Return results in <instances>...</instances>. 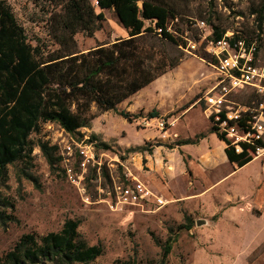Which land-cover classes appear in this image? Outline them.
I'll return each instance as SVG.
<instances>
[{"label": "rangeland", "instance_id": "1", "mask_svg": "<svg viewBox=\"0 0 264 264\" xmlns=\"http://www.w3.org/2000/svg\"><path fill=\"white\" fill-rule=\"evenodd\" d=\"M6 1L34 44L42 39L48 49L58 47L49 33V19L61 5L51 0ZM163 1L178 13L169 29L183 44L165 40L159 32H145L140 41L178 64L117 105L141 113L139 117L128 120L115 110H99L93 105L95 117L90 126L76 134L52 122L43 123L40 131L31 134L35 145L31 166L10 164L7 180L0 187L15 202L14 214L19 219L0 223V257L23 233L57 231L66 219L74 218L80 220L82 238L103 246V254L89 264L129 258L137 264H160L163 250L156 238L165 241L170 227L178 238L167 264H264V154L235 170L233 164L219 159L208 176L211 184L200 193L208 184L204 174L196 176L188 166L183 169V162L172 156L177 141L211 133L201 97L212 86L214 69L200 40L202 31L188 20L205 19L209 26L219 24L227 31L255 21L258 13L254 10L264 6V0ZM92 2L96 4V0ZM96 11L101 9L96 6ZM104 15L102 26L92 34L85 30L76 33L79 51L129 36L114 9L104 10ZM150 25L153 23L148 21ZM191 40L197 41L196 49L189 45ZM153 109L159 111V117L145 116ZM209 139L214 141V136L205 140ZM40 140L59 146L62 160L58 169L52 170L37 145ZM102 141L110 148H103ZM189 144L192 155L202 149ZM159 151L163 156L154 164L153 153ZM26 171L38 178L39 186ZM127 177L141 180L166 203L118 202L114 185ZM199 219L204 222L198 224ZM190 223L191 229L178 230L179 225Z\"/></svg>", "mask_w": 264, "mask_h": 264}, {"label": "trees", "instance_id": "2", "mask_svg": "<svg viewBox=\"0 0 264 264\" xmlns=\"http://www.w3.org/2000/svg\"><path fill=\"white\" fill-rule=\"evenodd\" d=\"M51 1L61 5V10L51 12L49 19L50 36L58 45L53 50L42 39H36L34 44L11 6L6 0H0V187L7 180L10 164L21 162L28 168L31 166L35 148L31 134L40 131L43 123H58L76 134L90 126L95 117L91 112L93 105L99 110H115L128 120L139 117L141 113L118 109L117 105L178 64L159 49L140 41L145 32H159L163 39L183 44L168 30L170 21L178 18V13L163 0H97L96 4L92 0ZM96 6L101 11H96ZM106 9H114L129 36L79 51L76 33L85 30L92 34L102 26ZM254 12L258 15L252 25L262 28L264 6ZM196 20L190 18L188 24L192 26ZM148 21L153 25L147 26ZM212 27L215 37L226 31L219 24ZM145 116L154 118L160 113L153 109ZM215 130L211 125L210 131ZM204 136L200 133L196 138L182 139L176 144L198 143ZM218 137L222 139L219 134ZM92 138L96 139L97 135L93 134ZM99 144L110 148L104 141ZM37 145L52 170L58 169L62 160L59 146L43 140ZM225 152L235 169L254 158L229 147ZM25 174L39 186L35 175L27 171ZM104 174L110 177L106 170ZM15 209V202L0 191V223L19 221ZM79 225L80 220L68 218L60 230L42 235L23 233L0 257V264H89L103 254V246L89 244L82 238ZM183 228L191 229L192 223L178 226V230ZM169 230L165 241L156 238L163 250L160 264H167L178 238L173 227ZM112 264H137V261L117 259Z\"/></svg>", "mask_w": 264, "mask_h": 264}, {"label": "built area", "instance_id": "3", "mask_svg": "<svg viewBox=\"0 0 264 264\" xmlns=\"http://www.w3.org/2000/svg\"><path fill=\"white\" fill-rule=\"evenodd\" d=\"M250 22L220 37L214 36V28L204 19L192 26L202 31L200 40L214 69L212 86L201 97L207 118L225 148L258 157L264 154V23L259 28L252 25L254 20ZM189 45L196 49L198 44L191 40ZM114 191L123 204L166 203L144 182L129 177L115 183Z\"/></svg>", "mask_w": 264, "mask_h": 264}, {"label": "crops", "instance_id": "4", "mask_svg": "<svg viewBox=\"0 0 264 264\" xmlns=\"http://www.w3.org/2000/svg\"><path fill=\"white\" fill-rule=\"evenodd\" d=\"M209 120V119H208ZM208 125L207 127H209ZM210 135L214 136V141L211 142V140H205L208 139ZM207 145L202 147L203 143H206ZM191 144H183L178 146L177 148H173L174 152H172V156L174 159H180L184 164V167L186 168L187 166L194 172V174L197 176L200 174H204V177L208 180V184L204 186L201 190L198 192L200 193L201 191H204L206 188L209 187L211 182H209L208 176L211 174L217 165L219 159H223L227 162H230L227 158L226 152H225V145L221 141V139L217 136L215 132L208 133L207 136H204L203 138L200 139L196 145L201 146V150L199 152L194 153V155L190 154L187 150L188 146ZM168 155L170 153H167ZM154 158H152V163L155 164V160L157 161V164L159 160L161 159L160 155L163 156L162 152H154L153 153ZM170 156V155H169ZM186 157V160L185 158ZM231 163V162H230ZM232 164V163H231ZM174 168L173 165H170ZM175 169V168H174ZM173 170V169H170ZM235 170V168H234ZM202 185L203 183L200 182Z\"/></svg>", "mask_w": 264, "mask_h": 264}, {"label": "water", "instance_id": "5", "mask_svg": "<svg viewBox=\"0 0 264 264\" xmlns=\"http://www.w3.org/2000/svg\"><path fill=\"white\" fill-rule=\"evenodd\" d=\"M204 222V220H202V219H199L198 220V224H201V223H203Z\"/></svg>", "mask_w": 264, "mask_h": 264}]
</instances>
